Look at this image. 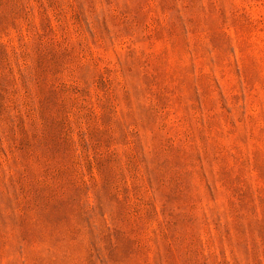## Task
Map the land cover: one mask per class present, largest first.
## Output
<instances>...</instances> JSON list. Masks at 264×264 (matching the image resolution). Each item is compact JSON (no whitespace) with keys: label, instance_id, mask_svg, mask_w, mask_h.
<instances>
[{"label":"rangeland","instance_id":"obj_1","mask_svg":"<svg viewBox=\"0 0 264 264\" xmlns=\"http://www.w3.org/2000/svg\"><path fill=\"white\" fill-rule=\"evenodd\" d=\"M0 264H264V0H0Z\"/></svg>","mask_w":264,"mask_h":264}]
</instances>
